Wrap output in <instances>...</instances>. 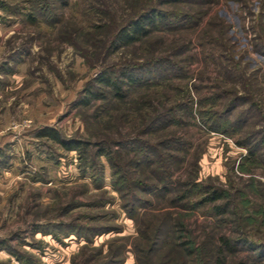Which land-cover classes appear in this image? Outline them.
Returning <instances> with one entry per match:
<instances>
[{
  "label": "rangeland",
  "instance_id": "obj_1",
  "mask_svg": "<svg viewBox=\"0 0 264 264\" xmlns=\"http://www.w3.org/2000/svg\"><path fill=\"white\" fill-rule=\"evenodd\" d=\"M46 3L0 0V264H103L125 244L122 264H136L139 229L161 221L179 251L166 243L152 264L165 255L171 264H264V0ZM151 7L170 23L113 43ZM125 65L141 79L123 98L102 88L82 106L98 72L114 78ZM157 116L160 125L149 119ZM43 127L91 145L79 155L37 137ZM119 140L159 153L143 170L133 151L120 155L132 181L163 174L181 184L143 197L138 222L123 208L134 191L121 198L95 145ZM215 190L219 199L204 200Z\"/></svg>",
  "mask_w": 264,
  "mask_h": 264
},
{
  "label": "trees",
  "instance_id": "obj_2",
  "mask_svg": "<svg viewBox=\"0 0 264 264\" xmlns=\"http://www.w3.org/2000/svg\"><path fill=\"white\" fill-rule=\"evenodd\" d=\"M36 7L39 9H43L44 6L47 5V0H34ZM42 12V11H41ZM39 12V13H41ZM172 16V14H167L166 12L162 11L161 9H158L156 7H151L145 10L144 12H141L134 18L127 21L126 24H124L118 31L115 33L112 41L116 45H129L133 42L138 41L142 36L146 35L150 30H153L155 28H158L163 23H170L169 18ZM30 17V16H29ZM36 17H30V21H35ZM135 67L125 65L120 68L118 71V75L116 77H112L110 74H104L102 72H98L95 76V81L100 85H98V88H90L86 89L87 96L82 100L81 104L82 106H87L90 104L91 101H96L98 99L102 98V88H106L107 91L112 94V96L116 99L123 98L124 91L126 89H129L130 86L134 85L138 81H140L141 76H137L135 72ZM124 90V91H123ZM162 116V115H161ZM161 116H157L156 118H149L151 119L152 123L159 124V121L161 120ZM166 117V116H165ZM172 118V116H170ZM168 119H171V118ZM167 118L165 119L166 122H168ZM151 125V124H150ZM150 125L147 126L148 129H150ZM160 125V124H159ZM157 127V126H156ZM148 131V130H147ZM37 137H44L47 139H51L57 143H59L62 147H64L66 150H76L78 154H82L86 152L91 145L90 142L81 140V139H69V140H63L59 133L51 127H43L40 128L36 132ZM131 142V141H130ZM131 143H137L135 147L128 148L127 143L123 142L121 140L116 141L111 144L106 142H99L96 143V146H100L98 148V155H104L109 164L111 165V168L113 169L112 172V185L114 188L118 191L121 198L124 200L127 196L124 194V190H127L128 188L132 189V194L129 196V198L126 200L129 206L124 205L123 208L125 211L131 216L136 222L138 220L135 218V214L137 213L136 206L140 203L139 201L142 199L147 200L148 196L150 197V194L154 191L162 192L164 195L172 193L171 187L175 184V191H179L181 184L178 183L179 181H173L171 177L168 175H160L159 177L155 174L152 175V178L149 177L148 179H140L132 181L130 178H128L127 173L124 171L122 172L123 165H121L119 162L122 159L123 156H120L122 153L125 154V152L133 151L134 160L131 159L132 163L136 165L137 167L143 166L141 169H148L153 164H155V156H159L158 151L155 150L156 146L152 145L146 141H133ZM130 144V143H129ZM155 147V148H154ZM1 153V152H0ZM83 157V159H82ZM125 157V156H124ZM81 162L85 160L86 156H79ZM155 158V159H154ZM87 161L82 162V165L86 167L85 164ZM1 164V163H0ZM84 170L83 168H81ZM169 190V191H168ZM140 197V198H139ZM144 197V198H143ZM220 194L217 190L212 192L211 196H208L204 198V200L207 201H216L219 199ZM144 201H142L144 203ZM148 202V200H147ZM188 201H185L182 205L184 209H186L187 206H189ZM188 208V207H187ZM173 226V225H169ZM175 226V224H174ZM170 227L167 226V223H164V221L158 223L154 228H151V232L148 233L145 230L139 229V237L140 239H144L146 244L143 246L138 247L137 245L133 244V252L136 255V264H142L141 256L139 257V254L142 253V256L144 258L143 264H152L151 259L156 257L159 252L170 245V251L172 252H178L179 248L177 244L175 243V237L174 242L171 241L170 234L173 233V230H170ZM150 231V230H149ZM191 243V242H190ZM127 245H122V251H126ZM122 251L118 254L115 253V251L111 252V249L108 250L109 258L106 259L103 264H122L124 261V257L121 254ZM192 251V252H191ZM112 254H111V253ZM190 252L193 253V248L190 249ZM170 253V252H169ZM122 255V256H120ZM151 261V262H150ZM173 261V258L170 257V255H165L161 257L158 263L156 264H171ZM181 264H184L181 263ZM218 264V263H217Z\"/></svg>",
  "mask_w": 264,
  "mask_h": 264
}]
</instances>
